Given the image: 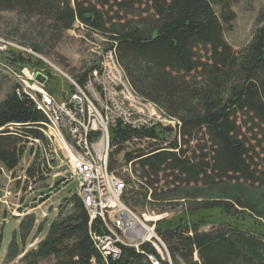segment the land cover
<instances>
[{"label":"trees","instance_id":"trees-1","mask_svg":"<svg viewBox=\"0 0 264 264\" xmlns=\"http://www.w3.org/2000/svg\"><path fill=\"white\" fill-rule=\"evenodd\" d=\"M229 7L220 0H0V15L12 13L16 19L14 28L15 24L7 27L12 30L8 38L33 52L49 54L76 23L107 37L134 91L180 120L178 134L185 149L178 146L169 127L134 130L116 123L109 128L114 151L108 170L115 172L128 164L132 176L135 168L140 170L141 183H135L139 190L130 184L135 181L126 179L122 202L139 205L143 211L149 205L158 213L172 205L180 207L179 213L155 226L171 264H264V170L250 155L252 139L246 137L264 138V14L258 17L248 45L235 51L224 39L232 20ZM0 60L17 70L43 72L46 90L64 96L58 76L33 56L8 50ZM98 66L95 61L74 75L76 83L84 85ZM14 90L11 87L0 100V165L8 172L16 169L25 153L22 138L45 142L38 126L47 122L27 97ZM12 126L19 128L11 133L7 128ZM199 134L209 152L196 143L199 155L195 150L189 153L190 142ZM144 140L150 142L147 149L139 146ZM121 153L118 165L114 155ZM38 174V164L26 171L29 178ZM62 181L55 183L56 189ZM160 182L166 191L157 193ZM225 188L237 193L221 197ZM207 192L218 197L203 198ZM181 199L191 201L179 205ZM89 221L76 193L64 197L44 238L26 253L23 248L35 218L29 215L20 222L4 262L10 264L23 255L21 264L50 260L53 264H91L92 260L152 264L147 255L155 252L149 245H143L140 253L122 247L119 259L108 255L105 261L90 235L104 228L99 219ZM207 226L210 229L205 231ZM38 231L43 232L41 226Z\"/></svg>","mask_w":264,"mask_h":264},{"label":"rangeland","instance_id":"rangeland-1","mask_svg":"<svg viewBox=\"0 0 264 264\" xmlns=\"http://www.w3.org/2000/svg\"><path fill=\"white\" fill-rule=\"evenodd\" d=\"M220 1H226L227 3H230L228 13H230V15L232 16V20L229 22L228 28H226L224 32V39L230 46H232L235 51H241L250 42L254 30L258 25V17L261 14H264V0ZM214 9L216 13H219L220 9L218 7L215 6ZM10 24H15L14 26H12L13 28L16 26V19L14 14H1L0 47L5 46V49L0 51V54L5 55L8 50H14L27 55H31L28 53L30 52L29 50H31L32 52V49L26 46H22L18 42H15L14 40L8 38L9 34L12 31L7 28ZM112 44L113 43L110 42L107 37L92 33L86 30L84 27H81V24L76 23L72 30L64 32L60 41L54 46L49 54L33 52L36 54V56L33 57L43 63V68H47L54 76H58V78L60 79L59 82L61 89V87L63 88L64 86L67 87L70 85L65 76L69 77L70 79H74V75L80 74L85 71L93 62L96 61L99 63L98 59H100V50L103 51L106 47H109ZM21 50L29 52L26 53ZM6 64L0 62V100H2L5 93L14 86V83L16 85L14 77L19 78L13 70H8L1 66ZM47 64L50 67H48ZM52 66L55 68H53ZM24 69H27L31 74H35V80L39 82H41L42 80L41 78H37V76L41 77L40 74H42L45 77V74L43 72L30 71L28 68ZM53 70L57 71L58 73L59 71H62L65 76L62 77ZM19 79H21L23 83V78ZM53 85L55 84L53 83ZM61 97L54 96L56 101H61ZM18 128L19 126H12L8 127L7 129L11 133H13L16 132V129ZM38 128L47 139L49 143L48 147L46 145L47 142H42L45 146L44 147L35 142L32 137L25 136L21 140V144L25 145V153L22 155L16 169L12 172H8L4 167L0 165V264H5L4 258L9 242L13 236L14 231L18 230L20 222L25 220L29 215H33V217L35 218L33 227L34 230H32V233L26 240V245L23 248L24 253H26L27 251L35 248L37 243L44 238L47 224H49L54 219V216H56L58 208L57 205L61 203L62 198L70 196L71 194H75L78 191L77 174H75L73 170H71V178L73 180H70V178H68V176H70L69 168L66 164L61 162V158L51 164V170L47 168V158L50 160V157H48V150L55 149L57 151L56 156L58 157L59 142L56 143L54 140L49 141V138L46 135L47 132H45L46 129L43 128V126H38ZM172 136L175 137L178 146L180 145L182 149H185L186 146L181 144V139L179 137L180 135H178V133L176 135L173 133ZM246 137L248 139H252L248 142L250 155L254 159L255 164H258V169L261 171L264 170V138L260 137L258 138V140H254L256 139V136H254V134H252V136L250 134H247ZM149 143L150 142L144 140L140 143L139 146L142 149H147L149 147ZM196 143L197 145L201 146L204 152H209V150L205 148L207 147L205 146V138L202 136V134H199L196 140L190 142L189 153L195 150L196 155H199L200 148L196 147ZM162 147H167V144L163 145ZM129 149L130 147L127 148V151H129ZM113 151L114 149L111 148L110 153H112ZM146 152L147 151H145V153ZM175 152H177V150ZM122 155L123 153L114 155L115 161L118 165L122 162ZM53 157L54 155L51 156V158ZM37 164L40 168V174L33 178L27 177L26 171L31 167V165ZM135 169L136 171L133 172L132 176L130 174V171H128L129 168L122 165L121 167L117 168L115 174L124 182L128 178H130L132 181H135L131 182L130 184L134 187L135 190H139L138 185L135 183H141L138 179L140 170L138 168ZM63 178L64 181H62L60 183V186L56 189L55 183L63 180ZM162 186L163 183L160 182L158 184L157 193L166 191V188ZM232 190L233 188H225L223 191L224 196L221 195V197L228 198L231 195L237 193V191L233 193ZM219 193L221 194V192ZM207 197L218 196L214 192H207L203 195V198ZM251 198L255 199L254 196H252ZM201 199L202 198L194 200V202H199ZM188 201L191 200L181 199L178 201V203L179 205H187ZM129 207L135 210L140 217H143L145 219L153 218L159 220L162 218H170L171 216L180 212V207L177 208V206L175 207L173 205L165 208L166 211L164 213L156 212V210H160L152 208L149 205L144 209V211L139 205L136 204H131ZM245 213L250 214V212L247 210ZM254 217L256 218V216ZM38 226H41V229L43 230L42 233H39V231L36 232V228ZM209 229V226L204 228L205 231H208ZM22 256L23 255L19 256L10 264H21L19 259ZM42 264H53V261H42Z\"/></svg>","mask_w":264,"mask_h":264},{"label":"built area","instance_id":"built-area-1","mask_svg":"<svg viewBox=\"0 0 264 264\" xmlns=\"http://www.w3.org/2000/svg\"><path fill=\"white\" fill-rule=\"evenodd\" d=\"M4 49L5 46L0 47V51ZM21 51H30L28 54L34 56L31 50ZM99 57L98 68L91 72L84 85L67 79L70 85L61 101H56L46 91V78L42 74L37 76L42 80L39 82L27 69L17 70L8 64L1 66L23 78L22 96L33 105H42L52 116V126H57L59 131L58 154L77 174L78 192L89 193L90 204L95 208V220L99 219L104 228V232H96L103 248L120 256L122 247L137 252L142 251L143 245H149L155 252L149 253L150 257L159 264H171L167 247L155 229L156 222L161 219L140 217L122 202V197H116L115 172L103 169V161L106 153L111 152L109 128L116 123L134 130L169 125L177 134L181 122L168 117L165 111L156 110V105H151L134 91L119 71L115 45L106 47L105 53H100ZM80 87H87V95H80ZM92 103H99V111H92ZM127 167L130 169V164ZM91 264L100 263L92 260Z\"/></svg>","mask_w":264,"mask_h":264},{"label":"bare ground","instance_id":"bare-ground-1","mask_svg":"<svg viewBox=\"0 0 264 264\" xmlns=\"http://www.w3.org/2000/svg\"><path fill=\"white\" fill-rule=\"evenodd\" d=\"M100 53H105V49L103 51L100 50ZM34 56H36L35 53H34ZM48 67H50V66L48 65ZM53 68H55V67H53ZM53 71L56 72L57 74H59L62 77L65 76L62 71H59V73L57 71H55V70H53ZM119 71L122 72V74H123L124 77H126V75H125L122 67L120 66V64H119ZM65 77L67 79H70L67 76H65ZM14 80L16 82L15 90L14 91H15V93L18 96H21L22 95V91H23V83H22V80L19 79V78H17V77H14ZM127 81H129V80L127 79ZM80 95H87V87H80ZM144 99L147 100V101H149V103H151V105H156L154 102H152V101H150V100H148L146 98H144ZM36 109L38 111H40L46 117V119H47V122L46 123H43L42 126H43V128L46 129L45 132H47L46 135L49 138V141L54 140L56 143L59 142V131L57 130V126H52V116H49V111H47L46 108H43L42 105H36ZM156 110L163 111L158 105H156ZM92 111H99V103H92ZM168 117H170V116H168ZM162 127H169V125H162ZM50 144H52V143H50ZM50 152H52L51 154H53L54 156H56V154H57L56 153L57 151L55 149H53V150L51 149ZM109 155H110V153H106V155L104 157L103 169H108ZM73 172L75 173V171H73ZM114 182H116L118 184V190H116V197H122L123 191L126 188L125 185H124V181L121 180V178L118 177L115 174L114 175ZM78 195L81 198V200H82V202H83V204H84V206H85V208L87 210V213H88V215L90 217V222H93L95 220V208H94V206L92 204H90L89 193L88 192H80V193L78 192ZM90 235L92 236V239H93V243H94L95 248L99 251L101 257L103 259H105V261H106V258H107L108 255H110V257H111L112 260L119 259L120 256H119V254H117V252H109L105 248H103V244H102V242L100 240H98L96 238V233L95 232H93V233L91 232ZM137 252L140 253L141 251H137ZM147 257H148V260L152 264H159V262L157 260H155L153 257H150V254H148Z\"/></svg>","mask_w":264,"mask_h":264}]
</instances>
